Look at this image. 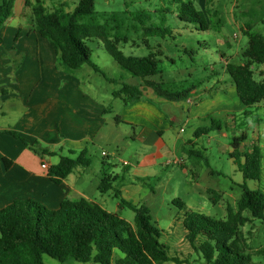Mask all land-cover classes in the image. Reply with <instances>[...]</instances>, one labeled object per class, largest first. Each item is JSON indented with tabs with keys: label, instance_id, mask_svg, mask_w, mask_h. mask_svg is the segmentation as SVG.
<instances>
[{
	"label": "trees",
	"instance_id": "16d2710c",
	"mask_svg": "<svg viewBox=\"0 0 264 264\" xmlns=\"http://www.w3.org/2000/svg\"><path fill=\"white\" fill-rule=\"evenodd\" d=\"M94 1L79 0L72 12L66 11L63 5L49 11L44 0H35L34 3L27 1V6L33 11L35 31L47 39L56 52L57 67L74 72L88 65L109 82L115 83L92 61L93 51L87 41L97 39L124 72L146 81L159 96L170 101L191 98L192 91L197 87L195 85L186 89L173 88L151 80L161 73L158 55L162 52L135 57L125 55L118 48L120 44L129 42L131 33H142L146 40L165 39L173 35L172 30L155 23L146 11L97 15ZM16 2L0 0V31L13 17ZM172 3L177 4L174 15L181 22L194 24L200 31H210L204 13L190 0H172ZM254 23H246L248 48L242 55L243 63L227 61L226 64V74L230 76L239 100L246 109L244 116L250 115L247 109L264 104V80L257 81L252 69L255 64L264 65V35L254 29ZM2 42L0 37V44ZM121 85L113 95L121 98L126 106L141 99L139 88L128 83ZM209 119L212 127L199 128L194 133L195 138L222 130L220 122L212 117ZM9 134L41 157L59 154L16 132L11 131ZM184 153L194 160L202 158L208 166L199 151L184 148ZM68 154L62 155L58 164L49 168V177L56 185H61L79 168L92 166L93 156L88 149L82 150L76 157L74 151ZM229 156L243 174L245 183L237 209L228 206L225 220L195 213L181 199L173 202L183 214L181 219L186 229V239L199 259L191 261L171 256L168 247L159 240L161 231L153 223L150 209L126 200L113 184L117 176L115 178V175L103 171L99 191L103 194L114 191V196L120 202V210L127 208L135 213L134 225L124 219L120 212H109L86 198H67L56 210L35 200L15 201L0 211V264H46L45 256L61 263L73 259L85 264H259L253 262L246 253L248 244L242 229L255 220L264 223V191L251 190L246 184L247 181L261 180L263 154L260 142L242 150L235 141ZM4 162L9 168L11 161L5 159ZM103 166L109 167V164L103 162ZM210 193L214 204H217L220 195L215 191Z\"/></svg>",
	"mask_w": 264,
	"mask_h": 264
},
{
	"label": "rangeland",
	"instance_id": "374dc122",
	"mask_svg": "<svg viewBox=\"0 0 264 264\" xmlns=\"http://www.w3.org/2000/svg\"><path fill=\"white\" fill-rule=\"evenodd\" d=\"M23 1L25 0H19L20 3ZM31 1L35 2V0ZM44 1L49 11H54L63 5L68 12H72L79 2V0ZM190 1L204 13L210 31H200L194 24L181 22L174 15L177 4L172 3V0H95L94 11L97 15L146 11L151 14L155 23L170 28L173 35L165 39L146 40L142 33H131L129 42L120 44L118 48L125 55L135 57H144L151 52L158 54L162 52L160 56L158 55L161 61L159 65L161 73L151 80L165 83L173 88L186 89L195 85L197 87L194 91L201 93L198 97L196 94L190 95L195 102L231 86L232 80L226 74L227 61L235 64L243 63L242 55L248 48V38L245 35L247 22L254 21V29L264 35V0ZM21 9L32 15L31 8H26L24 3L15 7V13L17 14ZM164 21L165 23L162 24ZM87 44L93 51L92 61L115 83H108L105 77L94 72L88 65H84L80 70L69 73H74V76L83 82L86 91L104 101H109L108 99L115 101L111 106L117 111L121 110L122 104L120 100H114L111 94L112 91L120 89L122 83L131 84L142 92L152 91L146 81L133 78L124 72L99 40L87 41ZM223 55L225 58H222ZM252 69L257 81L264 80V65L255 64ZM87 73H90L91 77ZM163 100L162 107L171 120L166 138L174 140L180 137L182 140H192L196 143L194 148L201 150L208 167L205 162H200V168L195 166L194 161L199 160L192 161L186 154H184L188 165L186 168H181L174 164L175 160L167 161L166 158L146 162L144 159L146 152L135 136L136 133L137 136L141 133V128H136L137 132L134 133L133 128L121 124L118 128L109 130L110 140L104 138L86 146L85 149H88L93 156V163L90 168H79L68 179L67 184L72 189L69 197L72 200H79L81 197L76 195L75 191L85 192L91 200L115 213L120 202L114 196V191L101 194L98 188L103 171L107 174L123 175L125 180L120 183L134 184L129 185L128 190H131L129 195L127 193L129 196L127 200L150 209L153 223H156L161 231L159 239L161 244L168 247L171 256L193 261L199 259V255L186 239V229L179 222L183 214L173 202L175 199H181L193 212L216 220L227 218L228 206L237 209L245 181L243 174L229 156L235 141L242 150L255 142H260L263 154L261 180L247 181L246 184L251 190L264 191V104L247 109L250 112L247 116L237 112L235 113L238 115L237 118H231L229 121L225 112L213 114L211 117L216 122H220L222 130H215L197 139L193 136L194 124L186 119L188 106L184 101L170 102L164 98ZM112 117L113 115H110V118ZM212 125L210 119H206L202 120L199 127H212ZM182 128L184 132L180 133ZM192 148L193 143L186 147L187 150ZM103 151L108 154L109 159L102 154ZM58 155L50 160L56 163L60 156L69 154L65 152ZM125 161L130 162L132 166L140 163L139 165L143 167L144 163L147 164L149 169L145 171L150 174V179L143 183L132 180L128 173L122 174ZM103 162L110 163L112 167H104ZM193 171L200 177H194ZM210 191L220 195L217 204H214ZM119 212L124 219L134 225L133 211L125 208ZM242 232L248 244L246 253L251 256L253 262L264 264V223L255 220L247 224ZM44 260L46 264H85L73 259L61 263L48 256H45Z\"/></svg>",
	"mask_w": 264,
	"mask_h": 264
},
{
	"label": "crops",
	"instance_id": "0c3cea01",
	"mask_svg": "<svg viewBox=\"0 0 264 264\" xmlns=\"http://www.w3.org/2000/svg\"><path fill=\"white\" fill-rule=\"evenodd\" d=\"M27 1L31 0L23 1L24 6L31 8L27 6ZM23 3L17 0L15 7ZM0 37L3 40L0 44V211L15 201L29 199L56 210L63 200L71 199L69 195L72 192L67 183L73 174L61 185H56L49 177V168L58 164L61 156L56 163L50 160L52 157L39 156L10 135L11 131L32 142H39L41 147L53 152L62 154L74 151L76 157L87 145L95 144L96 140H110V129L126 124L133 128L134 133L137 132L136 128H141V133L135 136L146 152V162L166 158L167 161H179L177 165L181 168L188 167L184 148L193 143L192 149L196 150V143L180 137L174 140L166 138L171 120L162 107L163 97L154 90L141 91V99L128 106L121 98L114 97L116 90L112 91L114 100H120L122 104L119 111L111 106L115 101H104L86 91L83 82L74 73L57 67V55L51 43L35 31L33 11L30 15L21 9L16 14L14 9V15L1 29ZM87 75L91 77L90 73ZM191 94H196V97L201 95L197 91ZM182 101L188 106L187 121L194 124L193 136L201 128L199 124L202 120L209 119L213 114L225 112L229 121L237 118L235 113L244 114L246 111L232 84L199 101L193 102L191 98ZM110 115L113 117L110 118ZM183 132L182 128L180 133ZM197 151L201 153V150ZM105 157L109 159L108 154ZM5 159L11 161L9 168L5 165ZM198 160L194 163L200 168V162L205 161L202 158ZM127 163L123 165L122 174L128 173L129 178L143 183L150 179V174L145 171L149 169L147 164L144 163L142 167L140 163L133 166ZM193 174L194 177H200L195 171ZM114 175L115 178L117 176L114 186L120 188L126 200L129 199L131 189L128 188L134 184L120 183L125 180L124 176ZM75 193L93 201L85 192ZM179 222L183 225L182 219Z\"/></svg>",
	"mask_w": 264,
	"mask_h": 264
},
{
	"label": "built area",
	"instance_id": "2783aa9c",
	"mask_svg": "<svg viewBox=\"0 0 264 264\" xmlns=\"http://www.w3.org/2000/svg\"><path fill=\"white\" fill-rule=\"evenodd\" d=\"M103 155H104V156H107V154H106V153H103ZM174 164H179V161H175V162H174ZM124 165H128V163H127V162H125V163H124ZM44 168H46V166H44Z\"/></svg>",
	"mask_w": 264,
	"mask_h": 264
}]
</instances>
